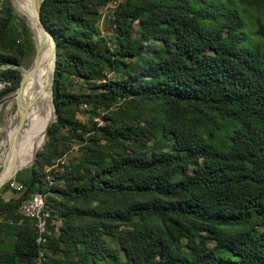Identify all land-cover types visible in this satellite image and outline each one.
Instances as JSON below:
<instances>
[{
    "label": "trees",
    "instance_id": "1",
    "mask_svg": "<svg viewBox=\"0 0 264 264\" xmlns=\"http://www.w3.org/2000/svg\"><path fill=\"white\" fill-rule=\"evenodd\" d=\"M112 2L106 37L100 9ZM0 3V76L13 81L1 101L35 46ZM243 14L224 0H44L57 120L21 189L0 192V264H34L41 240L19 210L38 192L51 211L47 264H264V45L249 42ZM125 101L170 111L148 123L116 110Z\"/></svg>",
    "mask_w": 264,
    "mask_h": 264
},
{
    "label": "rangeland",
    "instance_id": "2",
    "mask_svg": "<svg viewBox=\"0 0 264 264\" xmlns=\"http://www.w3.org/2000/svg\"><path fill=\"white\" fill-rule=\"evenodd\" d=\"M224 1L228 2V6L230 8H235L239 10L241 13L244 12L243 15H244L245 26H246V30H244V33L247 35L249 42L251 43L262 42L264 45V40L255 35V32L258 29V25H257L258 20H260L264 24V2H260L256 4V6H252L251 8H249V6L246 5L244 2L243 4H241L240 0H224ZM11 7H12L13 15L15 16V19H16L15 24L19 26L20 20L25 22V24L28 27L29 33L31 35V38L33 40L34 46H35V43H36V40L34 41L35 34L33 30L28 26V23L25 20V18H23L19 14L18 10L20 7H18L14 3L12 5V0H11ZM114 8H115L114 3L112 2L109 6L100 9V13H101L100 27L103 32V35L106 37L112 36L114 33V30L112 29L113 19H114L113 18ZM2 9H3V3H0V10ZM17 42L19 43L20 41L18 40ZM35 51L33 54L26 57V59L23 62V65L21 66V69L28 70L32 66L35 60ZM39 63H40V60H39ZM7 68L9 67H3V69H7ZM31 76L29 77L25 86L23 87L19 100L17 101L16 99H13V100L7 101L0 107V171L3 169V166H4L3 158L5 157V155L3 151L11 147L8 143V140H10V144L15 145L16 143H18L19 139L25 138V136H21V137L18 136L17 138H13L14 129L10 128L11 126H14V128L16 126H19L17 122V116L19 114V110H26V113H27L26 124L23 128L24 133L29 132V123L32 120H33L32 124H41L42 126H44V123H45L44 101H43L42 96L40 95L37 80L33 81ZM113 78H115L114 75H108V79H113ZM66 90L78 93V92H88L90 88L87 85H84L83 87H81V86H78L77 83H74L73 81H69L66 85ZM38 99L40 100L39 108L37 107ZM129 106H132L134 108V111L136 112V114L138 115L140 114L141 116H144V118L147 119L148 123L152 121L154 122L157 121L159 118H162L163 116H165V114L168 111H170L166 105L160 102L137 104V103L125 101L123 102V104L118 106L117 109L116 108L115 109L118 110L119 108H122V110H125ZM84 109L86 110V108ZM37 110L39 111V118L37 117L34 118V113ZM77 117L82 122L89 121L88 112H85L83 114H78ZM97 121H99L100 125L107 123V121L102 120L101 118L97 119ZM63 133L66 135L69 134L67 129H63ZM46 140H47V134L45 135L43 143L39 147L38 151L42 149ZM169 144H170L169 142H162L163 147H165L166 149L169 148ZM77 150H78V146H75L73 151L70 152L67 156H65L63 163H68V161L71 160L76 155ZM8 161H9L10 167L14 163V164L21 165L20 168L22 169L21 170L19 169L20 171L18 172L17 176L7 183V184H10L11 190L2 194L5 200L10 199L15 196L13 192L14 190L13 186L19 187V184L16 181V179L19 177L26 178L28 176V170L31 167H27V166L31 163L32 159L27 161V157H25L24 160L20 161L19 156L15 155V156L8 158ZM47 170L49 171L50 169L48 168ZM55 170L57 171V174H60L63 172V169L60 167H56ZM49 179L54 180L52 175L49 176ZM54 224L56 225V227L60 226V222H58L57 220H54ZM212 244L214 243L210 241V245Z\"/></svg>",
    "mask_w": 264,
    "mask_h": 264
},
{
    "label": "bare ground",
    "instance_id": "3",
    "mask_svg": "<svg viewBox=\"0 0 264 264\" xmlns=\"http://www.w3.org/2000/svg\"><path fill=\"white\" fill-rule=\"evenodd\" d=\"M13 3L17 5L19 8V14L25 18L29 27L33 30L36 42L42 38L41 33L38 27L34 24L33 19V3L32 0H13ZM17 11V10H16ZM34 40V41H35ZM49 52H45L40 57V63L37 71L32 74L33 81L37 80L38 87L40 91V95L44 101V109H45V123L44 126L41 124H32L33 120L29 123V132L24 133L23 129L19 130V126H11L10 128L13 130V138H17L18 136H25V138H21L18 140V143L15 145L10 144V140H8L9 145L11 146L7 150L3 151L5 157L3 158V169L0 171V182L9 175L12 170L17 171L21 165L14 164L10 167L8 158L18 155L20 161L24 160L27 157V161L33 159L36 150L42 145L43 140L46 134V128L50 121L54 117L53 106L51 103V90L50 83L53 73V60H49ZM47 61H49L47 63ZM37 107H40V100H37ZM39 118V111L37 110L34 113V118ZM29 122V121H28ZM27 122V123H28ZM7 159V160H6ZM26 161V162H27ZM25 162V163H26ZM23 165V164H22ZM14 173V172H13ZM37 194V193H36ZM35 194V195H36ZM32 198V197H31ZM26 199L22 205H26L29 200ZM47 196L39 193L38 199L35 202V215H43L46 211H50L47 205ZM29 219V218H28ZM32 220V218H30ZM41 246L40 252L38 255H43V248H46V239H40Z\"/></svg>",
    "mask_w": 264,
    "mask_h": 264
},
{
    "label": "water",
    "instance_id": "4",
    "mask_svg": "<svg viewBox=\"0 0 264 264\" xmlns=\"http://www.w3.org/2000/svg\"><path fill=\"white\" fill-rule=\"evenodd\" d=\"M43 2H44V0H32V3H33V19H34L33 22L38 27V29H39V31L41 33V36H42V38L39 40V42L35 43V50H36L35 51V60H34V62L32 64V66L28 70H23V69H21V67H16L22 73V79H21L20 86L15 91H13L11 93L12 95L10 94L11 96L8 95L7 97L3 98L0 101V107L4 103H6L7 101H10V100H13V99H16L17 101L19 100V98L21 96V93H22V89L25 86L27 80L38 69L40 57L45 52H49V58L48 59L49 60H53V73H52V78H51V83H50V90H51V103H52V106H53L54 117L50 121V123L48 124V126L46 128V134H47L48 129L51 127L53 122H55L57 120V110H56V107H55V104H54V93H53L54 76H55L56 62H57V44H56V41H55L53 35L47 29V27L45 26V24H44V22L42 20L41 9H42ZM12 5H13V0H12ZM48 62L49 61H47V63ZM26 115H27L26 110H19V114L17 116V122H18V125H19V130H22L24 128L25 124H26V119H27ZM38 149L36 150V152L34 154L32 162L27 167H32V165L34 164ZM20 170H17V171H13L12 170V172L9 175H7V177L4 178L0 182V192L2 191V189L4 188V186L8 182H10L13 178H15L17 176V174H18V172Z\"/></svg>",
    "mask_w": 264,
    "mask_h": 264
},
{
    "label": "built area",
    "instance_id": "5",
    "mask_svg": "<svg viewBox=\"0 0 264 264\" xmlns=\"http://www.w3.org/2000/svg\"><path fill=\"white\" fill-rule=\"evenodd\" d=\"M118 4V2H113ZM13 88V81L5 77L0 76V94ZM14 190H20L21 186H13ZM38 192L36 195H32V198L26 205H21L20 213L25 218H32L36 231V243L39 248V239H46V248H43V255H36L34 264H47L48 262V243L50 237L53 235L52 223H51V211H46L43 215H35V202L39 197Z\"/></svg>",
    "mask_w": 264,
    "mask_h": 264
},
{
    "label": "crops",
    "instance_id": "6",
    "mask_svg": "<svg viewBox=\"0 0 264 264\" xmlns=\"http://www.w3.org/2000/svg\"><path fill=\"white\" fill-rule=\"evenodd\" d=\"M8 200V199H7Z\"/></svg>",
    "mask_w": 264,
    "mask_h": 264
}]
</instances>
